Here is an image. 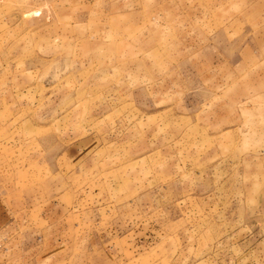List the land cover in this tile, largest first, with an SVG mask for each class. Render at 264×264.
I'll use <instances>...</instances> for the list:
<instances>
[{"label": "rangeland", "instance_id": "obj_1", "mask_svg": "<svg viewBox=\"0 0 264 264\" xmlns=\"http://www.w3.org/2000/svg\"><path fill=\"white\" fill-rule=\"evenodd\" d=\"M263 247L264 0H0V264Z\"/></svg>", "mask_w": 264, "mask_h": 264}, {"label": "crops", "instance_id": "obj_2", "mask_svg": "<svg viewBox=\"0 0 264 264\" xmlns=\"http://www.w3.org/2000/svg\"><path fill=\"white\" fill-rule=\"evenodd\" d=\"M262 250H263V253L261 251L258 252V249H257V251H255L253 248L252 253L249 256V258L245 254L243 256H241L242 257L241 258V260H242L241 264H264V247ZM246 256L248 259H246V261H245L244 259L246 258ZM243 260H244V262H243Z\"/></svg>", "mask_w": 264, "mask_h": 264}]
</instances>
